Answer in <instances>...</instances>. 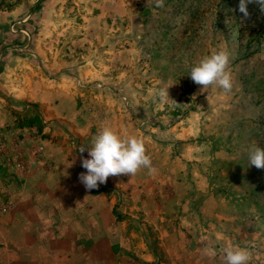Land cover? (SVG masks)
Returning a JSON list of instances; mask_svg holds the SVG:
<instances>
[{
  "label": "crops",
  "instance_id": "0c3cea01",
  "mask_svg": "<svg viewBox=\"0 0 264 264\" xmlns=\"http://www.w3.org/2000/svg\"><path fill=\"white\" fill-rule=\"evenodd\" d=\"M39 21L40 29L56 24ZM44 35L29 37L32 50H9L0 68V129L25 131L36 114L42 133L41 157L23 175L0 159V264H225L233 245L222 236L226 196L213 187L218 149L209 133H155L146 150L154 174L109 176L86 190L79 174L89 157L78 148L104 127L139 138L123 102L141 96L113 81L120 70L105 50L87 48L79 59L44 49Z\"/></svg>",
  "mask_w": 264,
  "mask_h": 264
},
{
  "label": "rangeland",
  "instance_id": "374dc122",
  "mask_svg": "<svg viewBox=\"0 0 264 264\" xmlns=\"http://www.w3.org/2000/svg\"><path fill=\"white\" fill-rule=\"evenodd\" d=\"M239 3L163 0L157 7L156 0H0V68L14 47L32 50L28 39L37 33L50 38L44 49L79 59L87 48L105 50V62L120 70L112 73L113 81L136 85L131 93L141 96L123 108L146 150L155 146V133H209L218 149L213 187L226 196L218 202L225 211L222 236L248 251L247 264H264V169L248 166L249 148H264V11L252 0L244 16ZM40 19L56 24L40 29ZM91 27L94 34H86ZM221 50L230 58L233 89L227 94L216 84L202 88L188 75L203 57ZM168 86L177 104L154 99ZM0 99L6 108L1 93Z\"/></svg>",
  "mask_w": 264,
  "mask_h": 264
},
{
  "label": "clouds",
  "instance_id": "9594fccd",
  "mask_svg": "<svg viewBox=\"0 0 264 264\" xmlns=\"http://www.w3.org/2000/svg\"><path fill=\"white\" fill-rule=\"evenodd\" d=\"M252 0H240L239 11L248 16L247 4ZM264 11V0H256ZM156 6L162 7L163 0H156ZM229 54L226 51H217L203 57L192 66L188 75L193 83L207 88L216 84L227 94L233 89L231 74L227 71ZM171 86V85H170ZM167 88H161L154 99L161 103L171 100ZM177 104L174 100H171ZM78 148V152L88 153L89 158L81 157V166L86 170L79 174V180L86 190L97 189L106 183L109 176H133L141 169H147L154 174L156 169L152 166L149 155L146 154L145 141L135 136H121L109 127L102 128L90 143ZM264 169V148L253 145L248 151V166ZM225 264H247L249 253L246 249L226 247L223 249ZM205 255L214 256L215 251L206 249Z\"/></svg>",
  "mask_w": 264,
  "mask_h": 264
},
{
  "label": "built area",
  "instance_id": "2783aa9c",
  "mask_svg": "<svg viewBox=\"0 0 264 264\" xmlns=\"http://www.w3.org/2000/svg\"><path fill=\"white\" fill-rule=\"evenodd\" d=\"M39 138H42V133L35 125H28L25 131L19 132L10 127L0 129L1 161L15 174L23 175L41 157ZM6 209L5 204L0 205L1 212Z\"/></svg>",
  "mask_w": 264,
  "mask_h": 264
},
{
  "label": "trees",
  "instance_id": "16d2710c",
  "mask_svg": "<svg viewBox=\"0 0 264 264\" xmlns=\"http://www.w3.org/2000/svg\"><path fill=\"white\" fill-rule=\"evenodd\" d=\"M27 120H28V119H27ZM30 121H31V122H30ZM30 121L28 120L29 123H38V118H37L36 114H33V117L30 118ZM18 124H19V125H22V122L19 121Z\"/></svg>",
  "mask_w": 264,
  "mask_h": 264
}]
</instances>
